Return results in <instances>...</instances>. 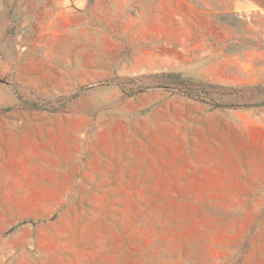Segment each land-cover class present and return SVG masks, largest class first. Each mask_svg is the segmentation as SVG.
Here are the masks:
<instances>
[{
    "label": "rangeland",
    "instance_id": "obj_1",
    "mask_svg": "<svg viewBox=\"0 0 264 264\" xmlns=\"http://www.w3.org/2000/svg\"><path fill=\"white\" fill-rule=\"evenodd\" d=\"M55 121L47 215L0 147V264H264V0H0V133Z\"/></svg>",
    "mask_w": 264,
    "mask_h": 264
},
{
    "label": "crops",
    "instance_id": "obj_2",
    "mask_svg": "<svg viewBox=\"0 0 264 264\" xmlns=\"http://www.w3.org/2000/svg\"><path fill=\"white\" fill-rule=\"evenodd\" d=\"M69 128V123L55 121L38 123L30 129H10L7 135L0 133V147L18 148L21 158L32 166L30 174L34 176V181L28 188L29 199L43 211L41 214L46 209L45 215L51 213L53 206L70 198V177L75 173L73 167L79 168V163L63 171L55 170L58 163L69 164L73 156L66 147L69 141L75 139ZM84 167L83 177L93 176L95 171H87L86 162Z\"/></svg>",
    "mask_w": 264,
    "mask_h": 264
},
{
    "label": "bare ground",
    "instance_id": "obj_3",
    "mask_svg": "<svg viewBox=\"0 0 264 264\" xmlns=\"http://www.w3.org/2000/svg\"><path fill=\"white\" fill-rule=\"evenodd\" d=\"M201 66H202V64H201ZM131 182V181H130Z\"/></svg>",
    "mask_w": 264,
    "mask_h": 264
}]
</instances>
